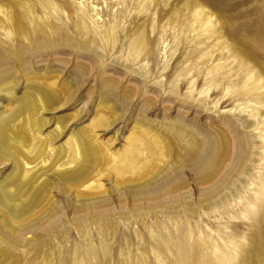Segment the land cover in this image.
I'll return each mask as SVG.
<instances>
[{"label": "rangeland", "instance_id": "374dc122", "mask_svg": "<svg viewBox=\"0 0 264 264\" xmlns=\"http://www.w3.org/2000/svg\"><path fill=\"white\" fill-rule=\"evenodd\" d=\"M0 6L29 31L30 42L16 50L0 26V72L14 97L36 86L51 96L50 109L36 115L45 124L35 134L54 150L30 172L47 168L59 146L71 145L70 134L86 138L91 127L101 149L89 191L54 169L38 181L49 186L22 222L0 210V264H264V0ZM44 12L59 30L48 37L27 19ZM13 110L0 89L4 120ZM175 126L182 136L171 137ZM13 132L26 137L19 124ZM136 133L134 152L144 167L117 174L107 153L123 152ZM196 137L212 140L202 169L181 164ZM30 143L33 155L39 142ZM12 168L10 160L0 164V183Z\"/></svg>", "mask_w": 264, "mask_h": 264}, {"label": "bare ground", "instance_id": "6f19581e", "mask_svg": "<svg viewBox=\"0 0 264 264\" xmlns=\"http://www.w3.org/2000/svg\"><path fill=\"white\" fill-rule=\"evenodd\" d=\"M41 9H43V8L41 7ZM197 14H198V12H197ZM207 15H209V14H207ZM27 19H28V22L35 29L34 32L40 33V34H42V36L43 35L47 36V34H48L47 31H49V33H51V34L59 31L56 24L51 20L49 15H47L45 12L43 13L42 16L40 15V18H37L36 15L34 16V15L29 14L27 16ZM18 21H21V20H18ZM205 22H206V20H205ZM19 23L17 22L16 16H14V14L12 15L10 10H8V8H4L3 6H0V26H1V29L5 30L8 33V35L13 37L15 43L17 44V45L15 44L16 50L23 49L25 47L24 42H26L27 44L30 42V41H28L29 40L28 39L29 31L25 28L24 24L20 25ZM60 36L63 37V35L61 33H60ZM89 41L91 43V40H89ZM27 47H28V45H27ZM5 74H6V72H0V89H3L7 92L9 101H11L14 104V110L7 118L5 116V118H6L5 120L0 114V164H2L5 161L7 162L10 160L13 163V168L9 172L8 177H6L4 179L5 181L0 183V210L2 209L4 211V213L6 214V220L15 221V222H22L24 219L23 215H25L26 211L29 210L30 205L34 204L38 200L39 197H42L43 193L46 191V189L49 186V182L46 181L47 179L46 180L42 179L40 182H38L40 180V178L43 176V174L47 171L55 169L56 170L55 173L60 179L64 180L66 183L73 185L77 189H79V188L87 189V190L90 188L92 189L93 184L97 181L98 173L96 172L95 175H90L92 173V171H90L92 169L91 165L93 166V164H95L94 162H95V158L97 156L96 152L98 150H101V149H100L99 144L96 143L95 138L93 137V134L90 133L93 127H91V129H89V131H88L89 133L85 131L87 133L86 138L83 137L85 134L82 136V134H81L82 132L77 133L75 131L76 133L72 132L73 134H70L71 145L68 144L67 148H65V146H63V145L59 146L58 149L56 150L54 156L51 157V160H52V158H54L51 161V163L48 166H47V164H45L47 166V168H43V167L39 168L38 167L37 170H33V172H30V169H33L34 167H36L38 162L39 163H45V159H46L45 157L47 156L46 152H47V149L49 148V145H50L49 138L47 137L48 138L47 139L46 136H45V138H40L35 134L36 130L45 124V121L39 117H36V115L38 116L39 112H41L44 108L49 107L48 103H49L51 96L49 95V92L47 93L46 91H42L39 88H37V86L35 85L36 87L32 88V91L29 92V94L24 95L22 98L20 97V99L15 98L14 94H13V90H12L13 88H12V86L9 85V83H7V81H6L7 79H6ZM30 77L31 76L29 75V73L28 74L26 73V78L31 79ZM45 90H48V89L46 88ZM50 105L52 106V104H50ZM49 109H50V107H49ZM111 110H112V108H111ZM108 112H109V110H108ZM21 114H23V115H21ZM62 122L63 121H61V122L57 121V123H62ZM141 123L145 124V123H143V121ZM17 124L20 125V129L24 133V135L26 136L25 137L26 139L23 138L21 135H15L14 134L13 131L17 127ZM27 124L29 125V130L33 135V136L30 135V136L34 140L37 139V141L39 142V144L37 143L39 145V147L36 145L37 146L36 148H38V150L36 151V148H35L33 155H29L30 154L29 149H31V143L30 142H31L32 138H30V136L28 134L30 132L27 133V130L25 129L24 125H27ZM61 126H63V125H61ZM96 126H97V124H96ZM172 126H170V127H172ZM143 128H147V127H143ZM59 130H60V128H59ZM169 131H171V130L169 129ZM19 132H20V130H19ZM59 132H61V131H59ZM145 132H146V130H145ZM143 133H144V131H143ZM180 133H181V128L179 126H175V127H173V133H172L173 136H171V137L181 135ZM144 135H146V133ZM151 135L154 136V134H151ZM50 136H51V134H50ZM52 136H53L52 138H57L58 133L54 130L52 132ZM136 136H138L137 133L132 135L128 146L120 154L113 155L111 153H109V154L107 153V155H109V161L112 162L111 169H113L115 171V173H117V174L135 173L144 167L143 159H141V157H139V156H136V153L134 152V143H135ZM150 137H152V136H150ZM154 137H156V135ZM154 137H153V139L155 140ZM143 138H147V137H143V134H142L140 141H142ZM164 138H163V141H165ZM197 138L198 137H196V139L194 138L195 142H191L190 140H188V141H190V143H189L187 149L185 148L186 151L183 154L181 164L188 165V167H189V165H191V166H193L192 168H195V169H199V168L202 169V168H205L204 160L207 161L208 158L210 157L209 155L211 153L210 147H211L212 140L207 139V140L197 141ZM159 139L161 140V138H159ZM189 139H190V137H189ZM153 141H152V146L154 144ZM155 141L159 143V141H157V139ZM183 142H182V144H183ZM163 143H167V142H163ZM159 145H160V143H159ZM144 146L146 147V149H148L147 152L151 153V151H152L151 149L153 147L151 148L147 145H144ZM156 146H157V143H156ZM4 147H5V149H3ZM158 147L156 148L157 150L156 149H154V150L158 151ZM183 147H184V145L182 146V148ZM161 148H163V147H161ZM166 148L169 149L168 146ZM167 149L165 151H168ZM8 150L11 152H8ZM53 150L54 149H51L49 151H53ZM49 151H48V153H49ZM101 152H105V151H101ZM161 152H163V151L161 150ZM155 154H156V152H155ZM158 154H157V157L160 156L162 153L160 155H158ZM164 154H166V153H164ZM49 156H50V154H49ZM107 157H105V158H107ZM105 161L108 162L107 160H105ZM153 162L154 161L152 160V163ZM177 166H178L177 168H180L182 165H177ZM83 195H85V194H83ZM5 214L3 215L4 217H5ZM4 217H3V219H4ZM223 259H225V257ZM220 262H222V261H220Z\"/></svg>", "mask_w": 264, "mask_h": 264}]
</instances>
